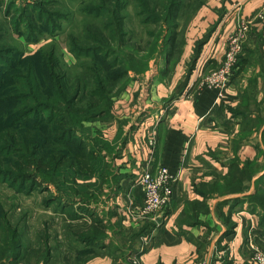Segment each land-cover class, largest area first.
<instances>
[{
  "label": "crops",
  "instance_id": "1",
  "mask_svg": "<svg viewBox=\"0 0 264 264\" xmlns=\"http://www.w3.org/2000/svg\"><path fill=\"white\" fill-rule=\"evenodd\" d=\"M263 5L264 0H206L198 8L188 27L187 41L194 47L199 40L196 51L205 73L221 64L227 38L239 22L249 21L241 61L224 96L217 100V90L199 83L196 71L185 72L182 65L176 67L170 80L154 77L138 103V112L133 107L124 117H134L131 115L139 113L141 106L152 107L154 112L138 123L136 119L133 124L124 123L118 156H105L121 174L110 190L105 183L104 222L113 229L106 228L105 239L99 243L74 241L79 250L90 248L94 252L89 257L84 259L81 254L79 259L70 251L68 255H53L47 264H131L132 257L139 264H200L218 254L224 264H254L246 240L252 223L254 244L264 250L258 211L245 200L253 190L255 175L244 182L249 185L245 191L233 190L236 180L230 178L235 154L239 167L246 160L264 164L256 149L260 134L251 133L248 140L236 144L244 121L236 112L239 93L245 87L264 91V41L256 18ZM192 53L193 48L187 55L184 49L183 56L190 58ZM128 100L121 102L123 110L130 109L125 107ZM115 129L119 130L118 126ZM116 130L105 131L114 135ZM160 165L177 174L169 202L155 218L133 220L125 211L127 198L140 206L138 177ZM230 225L234 226L228 230ZM130 233L132 237L126 240Z\"/></svg>",
  "mask_w": 264,
  "mask_h": 264
},
{
  "label": "trees",
  "instance_id": "2",
  "mask_svg": "<svg viewBox=\"0 0 264 264\" xmlns=\"http://www.w3.org/2000/svg\"><path fill=\"white\" fill-rule=\"evenodd\" d=\"M98 1L95 7L87 4L82 9L87 13L95 12V16L104 15L105 36L99 30L96 39L93 38V45L75 42L73 37L67 43L70 53L92 59L90 88L84 81L70 77V68L54 45L19 59L22 53L14 44H0V183L24 195L48 191L49 195L42 200L46 206L58 201L57 204L64 209L60 213L69 215V221H84L79 224V229L76 227L74 230L73 226L76 225L71 227L73 241L66 244L64 251L57 253L68 255L74 251L79 259L81 254L85 259L94 252L90 248L79 250L74 241L84 245L99 243L105 239L106 228L113 229L96 216L90 204L93 203L95 191L102 190L100 185L103 182L112 188L121 175L109 161L102 162V140H88L82 135V130L89 127V123L111 118L112 101L106 97V87L102 84L97 67L110 68L114 64L113 61L105 63L110 55V51L107 52L108 37L117 38L124 33L123 8L127 0H93L95 3ZM134 2L144 23L175 16L178 9L174 2H164L167 3L166 13L160 18L155 16L156 7L150 0ZM1 4L0 1V8ZM11 11L14 12L12 16ZM3 12L12 31L28 43L36 42L44 32L43 28L49 32L58 30L55 20L62 17V12L47 9L45 12L34 1L30 7H20L15 5L14 0H10ZM198 55L196 52L194 60ZM239 60L236 66L240 64ZM192 70L193 67L189 72ZM239 96L246 108L249 105V94L243 91ZM236 112L244 120L243 132L236 144L241 145V140H248L251 133H256L255 136L260 134L256 149L264 158V117H251L239 109ZM106 140L105 148L109 153H105V156L115 158L120 150L113 149ZM237 161L239 156L235 154L231 160L230 179L236 181L231 188L247 190L249 185L244 182L255 175L253 190L246 194L245 200L250 208L258 211V224L264 230V164L246 160L239 167ZM59 177L63 180H59ZM52 185L53 191L50 190ZM62 192L67 194L62 195ZM63 200H67V203L63 204ZM7 216L0 200V264L24 262L23 228L18 222L12 223ZM233 226L230 225L228 230ZM60 248L57 245L55 249ZM51 250V247H46L41 264L51 260Z\"/></svg>",
  "mask_w": 264,
  "mask_h": 264
},
{
  "label": "rangeland",
  "instance_id": "3",
  "mask_svg": "<svg viewBox=\"0 0 264 264\" xmlns=\"http://www.w3.org/2000/svg\"><path fill=\"white\" fill-rule=\"evenodd\" d=\"M0 1L3 3L1 4L2 8H0V44H14L22 53L18 56L19 59L26 58V56L33 55L40 49L54 45L61 54L63 61L70 68V77L84 81L88 88L92 86L90 81V73L92 72L90 63L92 59L70 53L67 43L68 39L73 37L75 42L93 45L95 44L93 38L96 39L99 30L105 36L104 15L95 16V12L87 13L84 8L82 9V6L87 4L95 7L99 1L95 3L93 0H14L16 6L30 7L32 1H34L45 12L47 9L63 13L58 12L62 17L55 20L58 30L49 32L43 28L44 32L39 35L38 40L30 43L26 42L22 36L15 34L10 27L9 20L7 17L5 18L4 7L10 0ZM205 1L150 0L156 7L155 16L158 15L160 18L164 17L166 13L165 5L167 6V3L164 2H168V4L174 2L178 9L175 16L149 23L142 22L141 14L138 13L139 8L134 0L125 1L123 8L125 14L123 22L124 33L117 38L108 37L109 46L107 47V52L110 51V55L106 58L105 63L113 61L114 64L110 68L97 67L102 77V84L106 87V97L112 101L111 118L109 117V119L106 116L107 119L104 118L89 123V127L82 130V135L86 139L93 140L96 138L95 140H102V162L105 161V153H109L105 148V138H110L111 140L106 141L113 146V149H116L119 145V140L122 138L123 131L121 129L124 123L129 121L133 124L135 119L138 123L141 119L154 112L152 107L144 108L141 106L139 113L134 114L133 112V115H131L134 117H124V115L131 114L133 107L138 112V103L146 96V86L154 77L165 81L170 80L176 67L182 65L185 67V72L193 67V71L195 70L197 73V81L202 83L205 75L221 65L205 73L203 69L204 63L199 57L200 54L194 60L199 40L195 41L194 47L187 41L188 27L199 6ZM13 11H11V16L14 15ZM33 13L35 14V12ZM191 48H193L191 57H184V49H186L187 55ZM243 91L249 94V105L244 108L243 102H239L238 109L245 114L248 113L251 117H264V91L247 87L243 88ZM127 97L129 100L125 107L130 109L123 110L121 102ZM110 122L112 124H107ZM107 125H109V128ZM110 125H113V127H110ZM116 126H118L119 130L115 129ZM105 130L107 132L116 131L114 135H108ZM107 157L108 159L111 158L110 156ZM59 180H63V178L59 177ZM92 180L94 181V177ZM100 186H102V190L100 189L99 192L95 191L96 194L90 207L92 209L94 207L97 213L96 216L104 221L106 216L105 182ZM50 190H54L53 185ZM56 193L60 194V192ZM66 194V192H62V195ZM48 195V191L24 195L16 193L8 185L0 183V200L4 211L8 214V219L12 223L18 222L23 228L24 247H22V254H24L25 260L14 264H41L44 259L43 252H45L47 246L52 249L51 256L63 251L66 244L73 241V236L70 232L72 231L71 227L76 225L73 226L74 230L76 227L79 229V224L84 223V221H69V215L60 213L64 209L57 204L59 203L58 201L46 206L42 200ZM62 203H67V200H63ZM161 210L155 215L160 213ZM123 235L121 234V236ZM126 237V240H130L131 236L129 234ZM57 245L61 247L58 250L55 249ZM251 261L253 262L252 259Z\"/></svg>",
  "mask_w": 264,
  "mask_h": 264
},
{
  "label": "built area",
  "instance_id": "4",
  "mask_svg": "<svg viewBox=\"0 0 264 264\" xmlns=\"http://www.w3.org/2000/svg\"><path fill=\"white\" fill-rule=\"evenodd\" d=\"M256 18L260 23V34L264 41V5L258 11ZM249 28V21L239 22L235 30L227 38V46L221 65L203 78V84L213 86L217 90V100H220L225 94V89L236 69ZM176 181L177 174L164 165H160L154 170L143 171L137 180L138 187L142 191V203L136 207L131 198L128 197L125 204L127 216L138 221L155 218V214L169 202L173 183ZM253 226L252 223L246 236L248 245L252 249L251 259L254 264H264V251L254 244V232L251 231L254 229ZM229 251L231 252V250ZM130 263L139 264V260L136 257H132ZM200 264H224V262L221 260V255L218 254L216 259L211 257L207 262Z\"/></svg>",
  "mask_w": 264,
  "mask_h": 264
}]
</instances>
